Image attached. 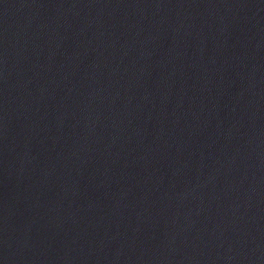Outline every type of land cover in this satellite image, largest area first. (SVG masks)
Segmentation results:
<instances>
[{
	"label": "water",
	"instance_id": "obj_1",
	"mask_svg": "<svg viewBox=\"0 0 264 264\" xmlns=\"http://www.w3.org/2000/svg\"><path fill=\"white\" fill-rule=\"evenodd\" d=\"M0 264H264V0H0Z\"/></svg>",
	"mask_w": 264,
	"mask_h": 264
}]
</instances>
